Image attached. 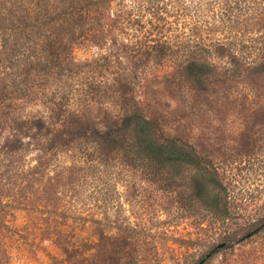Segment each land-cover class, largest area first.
<instances>
[{"label":"rangeland","instance_id":"1","mask_svg":"<svg viewBox=\"0 0 264 264\" xmlns=\"http://www.w3.org/2000/svg\"><path fill=\"white\" fill-rule=\"evenodd\" d=\"M160 2L162 23L141 12L102 50L78 46L74 66L37 81L17 112L44 118L40 131L0 127V264H197L218 245L203 264H264V0ZM158 39L171 48H150ZM124 108L191 149L202 171L154 173L95 151L92 129L105 134ZM56 133L70 143L45 150ZM200 173L214 185L198 191Z\"/></svg>","mask_w":264,"mask_h":264},{"label":"trees","instance_id":"2","mask_svg":"<svg viewBox=\"0 0 264 264\" xmlns=\"http://www.w3.org/2000/svg\"><path fill=\"white\" fill-rule=\"evenodd\" d=\"M160 1L0 0V127L10 119L13 131H21L32 121L31 126L40 131L44 118L29 117L21 114V110L17 112L20 102L32 105L31 99L37 94L32 87L37 81H53L64 67L74 66L73 52L78 46L102 50L100 45L121 37L124 25L141 12L146 11L150 20L162 23L165 18L160 14H167L168 10L158 7ZM154 44L150 48L155 51L171 48L166 39H158ZM192 45L195 51L208 52L210 47L201 41L196 43V40ZM195 66L208 68L205 64ZM202 73L199 70L193 72V76ZM52 105L53 109L56 108L55 104ZM123 111L116 125L107 126L105 134L99 135L92 129L88 136L92 137L95 151L100 147L105 149L104 145L113 147L116 151H123L129 161H145V167L153 168L154 173L172 164H184L202 171L201 162L193 151L177 140L163 136L157 124L146 119L140 108H124ZM70 124L77 126L78 121L71 120ZM75 132L68 130L66 135ZM76 135L80 138L79 134ZM60 136L58 133L43 136L44 149L70 143L71 138L65 142ZM13 138L17 140L14 135ZM22 148V143L13 145V157L16 153L18 156ZM197 178L198 191L208 182L214 185L212 178L205 173H200ZM212 203L216 205L217 201L212 200Z\"/></svg>","mask_w":264,"mask_h":264},{"label":"water","instance_id":"3","mask_svg":"<svg viewBox=\"0 0 264 264\" xmlns=\"http://www.w3.org/2000/svg\"><path fill=\"white\" fill-rule=\"evenodd\" d=\"M222 247V245H218V246H216L215 248H213L208 254H206L205 256H204V258H202L197 264H203L204 263V261H205V259L211 254V253H213L216 249H219V248H221Z\"/></svg>","mask_w":264,"mask_h":264}]
</instances>
